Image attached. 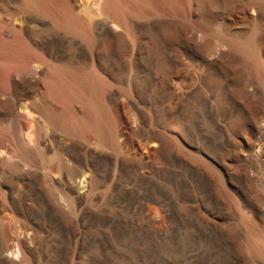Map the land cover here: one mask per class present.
<instances>
[{
    "label": "bare ground",
    "instance_id": "6f19581e",
    "mask_svg": "<svg viewBox=\"0 0 264 264\" xmlns=\"http://www.w3.org/2000/svg\"><path fill=\"white\" fill-rule=\"evenodd\" d=\"M78 1L0 0V166L9 164L14 151L28 160L30 148L39 151L49 143L45 128L52 126L64 133L70 150L78 152L74 155L77 160L85 153V146L72 136L94 142L95 148L90 151L96 157L110 158L107 152L114 153L115 170L104 175L111 181L114 193L101 203L93 187L101 176L98 164L84 162L79 171L71 173L66 153L57 163H50L43 151L38 152L43 171L0 170V264H10L4 253L13 248L20 256L19 264H45L48 255L53 264H69L72 247L74 254H84L83 264H264V234L259 227L258 207L248 217L241 205L234 201L229 204L232 219H239L244 242L234 224L224 228L211 225L208 217L219 215L224 219L227 214L202 170H195L168 153L162 137L157 135L132 138L122 152L116 120L105 110L106 82L94 72L52 60L54 55L42 39L45 20L86 38L89 53L95 54L92 31L75 13ZM132 1L137 14L145 15L170 10L172 0ZM126 7L125 0H103L101 4L104 17L119 26L126 23ZM125 29L128 31V27ZM195 31L203 32L204 27L197 26ZM234 44L239 45L244 57H253V66L259 71L258 61L250 52L252 37L244 44ZM177 98L178 93L170 101ZM193 120L188 129H194L195 137L213 145L214 150L218 148L200 130L201 123ZM24 124L31 127L28 134ZM127 125L133 130L138 124L129 121ZM9 137L16 143L14 151L6 145ZM151 146L159 156L151 151ZM152 153L159 157L156 167ZM134 158L140 159L142 169L132 165ZM123 160L131 166L121 168ZM183 167L189 169L185 178L192 181L191 188L181 177ZM33 177L43 178L46 184L31 183L29 179ZM79 179L81 188L86 190L80 196L76 193ZM54 195L63 198V208L52 198ZM84 202L88 205L84 206ZM261 218L264 221V214ZM78 222L85 224L76 232L72 225ZM38 235L50 237L53 244L47 250L43 243L32 242L31 247L28 243Z\"/></svg>",
    "mask_w": 264,
    "mask_h": 264
},
{
    "label": "rangeland",
    "instance_id": "374dc122",
    "mask_svg": "<svg viewBox=\"0 0 264 264\" xmlns=\"http://www.w3.org/2000/svg\"><path fill=\"white\" fill-rule=\"evenodd\" d=\"M172 1L170 10L149 12L145 16L137 14L132 0H125L127 7L123 20L126 23L123 28L104 17L101 10L103 0H79L75 13L83 17L84 26L92 31L94 55L88 51L90 45L86 38L74 36L62 27H54L48 20L41 28L42 39L47 41L46 47L54 55V62L94 72L106 82L103 95L105 110L111 119L116 120L120 131L117 142H120L122 152L126 151L129 140L152 135L162 137L167 152L181 162L186 161L184 163L195 170H202L207 185L222 200L223 213L227 217L212 215L207 221L219 228L234 224L244 242L239 219H232L229 204L233 201L242 206L248 217L252 209L258 207L259 227L264 234L261 218L264 214V0ZM200 25L204 31H195ZM127 27L128 31H125ZM250 37L253 44L250 52L258 61L259 71L253 66V57H244L239 45L234 44H244ZM180 91L187 95L181 96ZM176 93L178 98L170 101ZM191 119L201 123L200 130L209 135L211 145L215 143L218 148L214 150L213 145L195 137L194 129H188ZM129 121L137 122L135 129H129ZM30 129L29 124H24L25 134ZM55 129L46 126L49 143L43 144L39 151L30 148L28 160L17 155L14 151L16 143L9 137L6 145L16 154L11 152L10 157L13 154V158L9 164L6 162L9 166L2 164L0 170L7 169V173L12 170L43 171L38 152L43 151L50 163H57L66 153L67 169L71 173L79 171L84 162L98 164L100 182L93 187L100 202L109 200L114 192L110 187L111 181L104 175L115 170L114 153L105 150L110 158L96 157L90 151L95 148L94 142L72 136L75 142L85 146V153L77 160L74 155L78 152L71 151L64 133ZM150 149L156 153L155 147ZM153 153L152 164L156 167L159 155ZM124 155L119 157L125 158ZM122 163L123 169L131 166L127 160ZM140 163L139 158H134L132 165L142 169ZM206 163L218 171H212ZM183 169L179 170L181 177L191 188L192 181L185 178L189 169ZM29 180L41 186L46 184L43 178ZM80 183L81 179L77 180L76 193L79 196L86 191ZM52 198L60 203L61 208L64 207L62 197L54 195ZM87 205L84 202V206ZM84 224L75 223L72 229L79 232ZM29 237H32L31 233ZM32 242L45 244V250L53 244L50 237L46 239L42 235L28 243L31 247ZM69 252V264H83L84 254H74L73 247ZM4 257L10 264L20 263V256L14 248L4 253ZM45 264H53V258L48 255Z\"/></svg>",
    "mask_w": 264,
    "mask_h": 264
}]
</instances>
